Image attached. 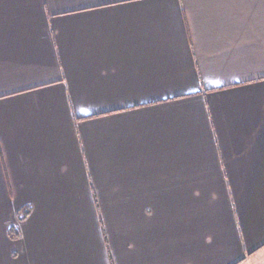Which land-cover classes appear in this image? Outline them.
<instances>
[{
    "label": "crops",
    "instance_id": "obj_1",
    "mask_svg": "<svg viewBox=\"0 0 264 264\" xmlns=\"http://www.w3.org/2000/svg\"><path fill=\"white\" fill-rule=\"evenodd\" d=\"M0 264H264V0H0Z\"/></svg>",
    "mask_w": 264,
    "mask_h": 264
},
{
    "label": "trees",
    "instance_id": "obj_2",
    "mask_svg": "<svg viewBox=\"0 0 264 264\" xmlns=\"http://www.w3.org/2000/svg\"><path fill=\"white\" fill-rule=\"evenodd\" d=\"M30 214V210L27 208L26 210H23L18 215L19 222H23ZM10 237L13 239H17L20 237V230L17 226L12 227L9 230Z\"/></svg>",
    "mask_w": 264,
    "mask_h": 264
}]
</instances>
